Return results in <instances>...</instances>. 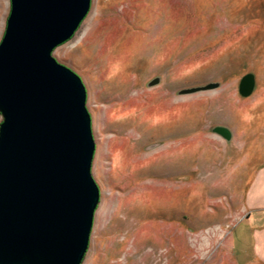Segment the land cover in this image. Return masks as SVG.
Wrapping results in <instances>:
<instances>
[{
  "label": "rangeland",
  "instance_id": "rangeland-1",
  "mask_svg": "<svg viewBox=\"0 0 264 264\" xmlns=\"http://www.w3.org/2000/svg\"><path fill=\"white\" fill-rule=\"evenodd\" d=\"M52 55L86 86L96 144L82 264H264V0H92Z\"/></svg>",
  "mask_w": 264,
  "mask_h": 264
},
{
  "label": "water",
  "instance_id": "water-1",
  "mask_svg": "<svg viewBox=\"0 0 264 264\" xmlns=\"http://www.w3.org/2000/svg\"><path fill=\"white\" fill-rule=\"evenodd\" d=\"M91 5L11 0L0 42V264H82L88 250L100 190L87 89L52 52L74 36ZM255 89V74H245L240 95ZM214 132L232 138L225 126Z\"/></svg>",
  "mask_w": 264,
  "mask_h": 264
},
{
  "label": "crops",
  "instance_id": "crops-1",
  "mask_svg": "<svg viewBox=\"0 0 264 264\" xmlns=\"http://www.w3.org/2000/svg\"><path fill=\"white\" fill-rule=\"evenodd\" d=\"M264 175V174H263Z\"/></svg>",
  "mask_w": 264,
  "mask_h": 264
}]
</instances>
